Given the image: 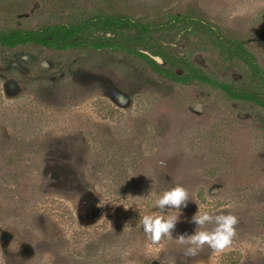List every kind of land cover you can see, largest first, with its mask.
Masks as SVG:
<instances>
[{"label":"rangeland","instance_id":"374dc122","mask_svg":"<svg viewBox=\"0 0 264 264\" xmlns=\"http://www.w3.org/2000/svg\"><path fill=\"white\" fill-rule=\"evenodd\" d=\"M97 15L202 16L220 35L185 22L130 43L180 76L264 87L234 50L264 70V0H0V31ZM177 185L187 207L151 244L140 220L163 215L155 199ZM198 207L236 216L235 235L185 256L175 237ZM0 264H264V108L113 50L0 46Z\"/></svg>","mask_w":264,"mask_h":264},{"label":"trees","instance_id":"16d2710c","mask_svg":"<svg viewBox=\"0 0 264 264\" xmlns=\"http://www.w3.org/2000/svg\"><path fill=\"white\" fill-rule=\"evenodd\" d=\"M190 23L196 27L206 28L208 32L219 34L220 31L202 16H178L171 22L141 23L129 16L123 15H97L77 24L48 25L37 30L9 29L0 31V46L16 48L25 45H36L53 51H69L76 49L113 50L121 52L143 61L155 74L174 83L187 84L198 82L208 84L222 90L229 98L251 102L264 108V87L260 90H238L226 84L212 80L201 71L193 70L187 76L177 73L160 65L152 56L137 49L130 42L133 38L129 35L144 36L160 33L165 27L176 23ZM98 32V33H97ZM111 34V36H108ZM220 37V36H219ZM235 53L245 58L254 70L255 75L264 83V70L256 62L254 56L244 44L235 40ZM152 55H157L152 48L147 49Z\"/></svg>","mask_w":264,"mask_h":264},{"label":"clouds","instance_id":"9594fccd","mask_svg":"<svg viewBox=\"0 0 264 264\" xmlns=\"http://www.w3.org/2000/svg\"><path fill=\"white\" fill-rule=\"evenodd\" d=\"M152 193L149 191V197ZM187 190L180 185L170 190L164 191L155 199L154 207L158 208L163 215H144L140 220L143 231L151 241V244H157L162 237L171 238L177 223L181 218V208L187 207L189 202ZM229 207H231L229 205ZM167 210L176 209L180 215H168ZM196 225L192 234H178L175 239L180 245H186L185 256H195L199 249L207 244L216 252L223 251L232 242L235 235L236 216L231 213L212 215L209 212L198 211L188 221ZM214 225L210 230L205 229V225Z\"/></svg>","mask_w":264,"mask_h":264}]
</instances>
